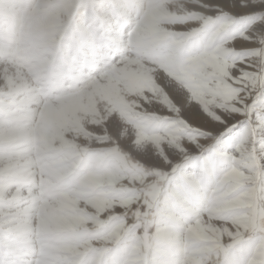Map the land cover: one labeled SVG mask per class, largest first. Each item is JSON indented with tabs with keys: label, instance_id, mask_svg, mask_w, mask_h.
Returning <instances> with one entry per match:
<instances>
[{
	"label": "rangeland",
	"instance_id": "rangeland-1",
	"mask_svg": "<svg viewBox=\"0 0 264 264\" xmlns=\"http://www.w3.org/2000/svg\"><path fill=\"white\" fill-rule=\"evenodd\" d=\"M186 1L120 0L134 9L150 43L91 58L75 53L77 23L89 20L91 29L99 3L110 11L113 0H0V80L21 71L15 85H0V264H171V214L185 193L177 188L165 198L170 185L160 174L189 141L167 129L211 99L192 92L163 59L161 36L180 47L183 34L206 26L194 27L204 16L184 10ZM233 1L235 13L210 16L234 20L218 29L235 37L221 42L229 65L244 59L237 40L263 18L250 14L264 12L261 0ZM235 69L252 73L241 63ZM102 79L122 86L125 100L101 94L104 110L93 106L88 95L99 94ZM76 96L93 109L81 123L63 106ZM158 180L149 208L145 192Z\"/></svg>",
	"mask_w": 264,
	"mask_h": 264
},
{
	"label": "snow or ice",
	"instance_id": "snow-or-ice-1",
	"mask_svg": "<svg viewBox=\"0 0 264 264\" xmlns=\"http://www.w3.org/2000/svg\"><path fill=\"white\" fill-rule=\"evenodd\" d=\"M222 23V17H208L206 26L183 34L180 47L167 34L160 40L167 66L192 92L211 98L200 109L189 107L167 129L175 140L189 141L160 174L170 185L165 198L177 188L185 193L171 214V264H264V63L249 65L254 73L234 72L264 49L247 48L248 56L229 65L221 42L232 33L219 31ZM160 180L145 192L149 208Z\"/></svg>",
	"mask_w": 264,
	"mask_h": 264
},
{
	"label": "bare ground",
	"instance_id": "bare-ground-1",
	"mask_svg": "<svg viewBox=\"0 0 264 264\" xmlns=\"http://www.w3.org/2000/svg\"><path fill=\"white\" fill-rule=\"evenodd\" d=\"M119 1L120 0H113L112 10H110V11H107V9L105 10V7H103L104 4H102L100 2L99 5H100L101 11H100V13H97V11H96L97 9L95 11H93L94 14L96 16L99 15V17L96 18L98 20L94 21L93 26H91V29L87 23V22H89V20L85 21V19H83L81 22L77 23L76 27L79 29L80 34H79V39H78L77 45L75 47L76 48L75 53L79 54L81 51H82V53L85 51L84 53L88 54L89 52H91L90 57L95 58L96 57L95 54L97 53V51L99 53L103 51L104 54H107V52H108V54H110L109 51H112L114 54L119 55V53L121 51L126 50L130 46H135L142 41L145 42V44H144L145 46H146V44L149 45V43H150L149 40H148L149 41L148 43H147V40L144 41L145 37L143 35L146 31L141 26L139 27L140 22L137 23L135 21L136 20V15H135L136 13H134V9L131 7H127L126 5H118L120 3ZM192 1L193 0H187L186 1L187 6L185 5L186 7L184 8V10H186V11H191V10L196 11L197 10L200 13H202L204 16V18H202V22L195 24L194 27H196V26L199 27V26L203 25L202 23H204L208 17L213 16L214 14H217L220 10L225 9V10L233 11L234 13L236 12V9L233 8L232 6H230L231 4L235 3L233 0H223V1H221V0L220 1L219 0H200L199 1V2L202 1L204 4H207L209 6V8H205V6L202 7V5H199V4L198 5L192 4ZM196 1H194V2L196 3ZM232 2H234V3H232ZM97 5H98V3H97ZM95 7L97 8V6H94V8ZM92 10H93V8H92ZM115 10H117V12ZM155 11L159 12L160 10L159 11L155 10ZM155 15H156V13L154 14V16ZM144 16L149 17L148 14H145ZM85 18H87L86 15H85ZM103 21H106V23H103ZM233 22H234L233 19L225 20L220 25V27H218V29H226L227 26L233 25ZM133 25H135V27L131 28ZM128 27H130L129 30H128ZM141 28H142V30H141ZM175 29H176V27H175ZM177 29H179V27H177ZM182 30H184V29H182ZM180 31H181V29H180ZM83 32L87 33V35H85V33H83ZM148 35H149V33H148ZM163 36H165V34ZM161 37H160V39H161ZM147 39H149V38H147ZM261 40H264V17L261 18V20L260 19L254 20L248 25L244 34L241 36L240 39L237 40V47H239L243 50H245L247 48L262 49L264 44H261ZM155 41H157V40H155ZM234 43H235V41H234ZM234 43H232V44H234ZM152 46H154V44ZM88 47H90V48L88 51H86V49ZM149 47H151V46H149ZM243 53H244V55L248 56V54L246 52H243ZM68 54L69 53H67V55ZM85 56L87 57V55H85ZM248 57H249V60H247V63H241V65L245 68L250 69V72L253 73L254 69H256V68L255 67H249V65L254 66V65H258L259 63H261L262 59H263V55H260L258 57L257 56H248ZM234 72L237 75H239V70L235 69ZM5 77L0 80V85H2V86L5 85L7 87H11L12 85H15V80L19 81L18 79L21 78V71L19 73H17V75H12V74L8 75L7 74ZM103 79L99 80L100 82L98 81L99 82V87H98L99 94L97 92H95V93H90L88 95V98H89L90 102L92 103V105L95 106L96 108H100L102 110H104L105 105H104V102L102 101V99L100 97L101 94L106 96L107 98L112 96L115 98L119 97V98L123 99L124 98V91H126V90H124V88L122 90L121 89L122 86H119L117 83L113 82L112 80H106V79L103 80ZM123 100H125V99H123ZM64 104L65 105H63V106H64L65 111L71 116L72 120H74L77 123H81L83 120H88L90 113L93 111L92 107H86V106H83V104H81L80 96L72 97L67 103H64ZM184 104L183 103L180 104L179 108L180 109L182 108L186 111ZM179 108L175 109L174 112L176 114H179ZM192 123L195 126V124L197 122L193 121ZM41 129H43V128H41ZM14 133H16V132L11 131L8 134L10 136L11 134H14ZM40 135H41V137H43V139L46 137H49L44 130H40ZM61 135H62V133L60 132L59 136H61ZM123 137H124V135H123ZM123 141L127 142L125 137L123 138Z\"/></svg>",
	"mask_w": 264,
	"mask_h": 264
},
{
	"label": "trees",
	"instance_id": "trees-1",
	"mask_svg": "<svg viewBox=\"0 0 264 264\" xmlns=\"http://www.w3.org/2000/svg\"><path fill=\"white\" fill-rule=\"evenodd\" d=\"M129 214V213H128Z\"/></svg>",
	"mask_w": 264,
	"mask_h": 264
}]
</instances>
